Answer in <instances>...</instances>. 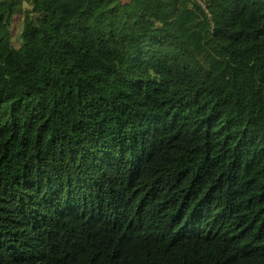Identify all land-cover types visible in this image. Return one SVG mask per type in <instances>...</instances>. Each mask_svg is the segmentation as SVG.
I'll return each mask as SVG.
<instances>
[{
	"label": "trees",
	"instance_id": "trees-1",
	"mask_svg": "<svg viewBox=\"0 0 264 264\" xmlns=\"http://www.w3.org/2000/svg\"><path fill=\"white\" fill-rule=\"evenodd\" d=\"M0 264H264V0H0Z\"/></svg>",
	"mask_w": 264,
	"mask_h": 264
},
{
	"label": "rangeland",
	"instance_id": "rangeland-1",
	"mask_svg": "<svg viewBox=\"0 0 264 264\" xmlns=\"http://www.w3.org/2000/svg\"><path fill=\"white\" fill-rule=\"evenodd\" d=\"M223 45L229 50H233L236 48V45H232L229 41H223Z\"/></svg>",
	"mask_w": 264,
	"mask_h": 264
}]
</instances>
